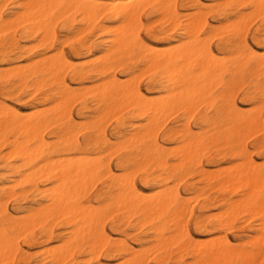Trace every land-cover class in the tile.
Masks as SVG:
<instances>
[{
  "label": "bare ground",
  "instance_id": "1",
  "mask_svg": "<svg viewBox=\"0 0 264 264\" xmlns=\"http://www.w3.org/2000/svg\"><path fill=\"white\" fill-rule=\"evenodd\" d=\"M3 1L0 0V34L9 32L8 34L12 33V35L7 43L3 42L4 39H1L0 42V53L8 57L7 61L10 65L7 69L0 70V95L4 94L5 87L7 88L8 85L11 88L16 87L18 91L28 93V96H34L36 92L47 86L50 87L51 91L50 94L43 95L41 102L43 105L49 104V107L45 108L42 106V110L41 107L37 108L40 111L34 108L35 111L31 109L30 113L23 114L19 108H13L12 106L13 109H10L7 106L10 111L9 109L6 110L9 112L4 114V109L1 108L3 104H0V154L6 148L11 149V153H5L6 155L3 152L6 157L9 154L7 158H3L4 169L8 172L7 175H22L17 181L13 182L15 185L18 181H31V176L36 178L38 175L41 176L39 179L43 178L46 181L54 182V184H51L52 186L49 185L50 187L47 189H45L47 186L43 187L44 190L41 187L43 191L41 190L40 195L43 202L40 203V207L37 210L35 209L36 211L24 213L21 219H13L12 214L6 206V201L15 196L16 191L13 195L9 192L10 196L8 197L10 198L8 200L4 198L6 201L0 195V261L6 262L7 259L9 261L10 258L14 257L11 256L15 252L13 251L12 253V249L14 244L15 246L17 245L15 241L20 238V235L27 234L36 227L46 229L50 221L52 223L57 221L55 219H69L70 223L74 224V229H71V231H74L72 234L70 233L71 237H68L70 238L68 241L77 243L87 240L91 243L88 245L90 248L92 246L93 249H99L97 252H94L99 254L100 250L104 247L103 244L108 239H106L105 233L102 231L104 225L102 220L112 217L113 213L121 214L123 218H127L128 220L135 217L142 222L150 224L158 221L159 224H154V229H151V231H153V236L159 244L164 247L172 245H176L179 248L187 247L198 252L200 256L204 254L206 251H202V245L208 249L212 241L208 243L206 241V245H209L205 246L204 242L200 241L199 243L198 240L197 243V239L189 235L184 225V218H187V214H191L188 211L191 210V206L185 207V205H189L187 201L189 195H186V197L182 196L186 202H180V194L174 188L178 180L172 182V185L166 184L167 186L160 187L163 191L159 188L153 192L150 191L151 193L148 192V195H146L135 183L130 181L131 179L133 181V178L130 179L128 177L129 173L125 174V172V175L121 177L114 174L115 167L113 168L114 165L112 166L111 156L114 155L112 152L122 148L135 149L138 152L137 156H140V159L136 160V162L140 161V163H137L139 164L138 167H143L148 172V166L151 165L162 171V175H171V177L178 179L183 172L188 174L193 171L199 154L204 149H207V146L210 144L217 148L221 145L226 148H233L232 150L239 148L237 152L234 150V155L238 156L244 154L243 150L247 151L246 142L244 144H242L243 142L241 143V135L252 129L256 131V124H261L262 126L263 123H259L257 120L264 122V119H262V117L264 118L262 116L263 112L258 109L257 104H254L257 110L261 112V114L259 113L260 116H262L261 119H257L252 109L245 110L237 103L236 99L231 95V90L236 85L243 83L247 76L248 80L255 77L259 79L262 74L263 67L258 60V53L248 43L251 32L248 28V23L250 21L254 23L258 17H262L264 20V0H210L208 5L200 0H184V3H180V0H5L6 4H3ZM7 3L8 5H12L9 12H6ZM148 8H152L162 21L158 31L148 29V34L152 40H148L143 36L144 34L142 35V28L144 27L143 15ZM182 11H186V13H182ZM208 12H214L219 17L214 22L220 23L222 20H229L231 17H235L236 20L229 22L228 25H212L207 20ZM249 19L250 21L248 22ZM59 23L64 25L65 30L69 34L75 36L85 35V37L79 40L78 46L72 47L74 58L82 59L79 63H75L74 58L68 56L64 46L66 42L59 41L56 27ZM251 23H249L250 26ZM18 27H21L25 38L31 37L32 40L38 42L34 48H41L42 57L37 61L25 63L26 65L21 63L22 65L12 67L15 63L20 62L19 59L24 54L30 55V52L27 51L16 35ZM156 29L158 28L156 27ZM259 34L260 31L256 30L253 36L254 40L259 39ZM216 36L224 44L232 47V52H234L233 58L225 60L214 55L208 43ZM5 50L9 52L6 53ZM53 51L55 53L47 56L49 52ZM31 59L29 57V60ZM123 64L130 71L126 79L121 78L116 72ZM141 66L144 67H142L143 70L141 72L145 71L146 75L149 73L151 76L146 90L141 89L137 83V73L134 70ZM70 74L72 81H78L79 84L83 85L86 80H91L93 85L86 87L84 90L75 89L72 87L71 82L68 81ZM226 74L232 76L230 83L224 81ZM139 75L140 73L138 72L137 76ZM143 76H139V79H142ZM254 83L255 90L262 91V96H264V82L259 81L256 83L255 81ZM247 84L246 86H248ZM218 85L223 87L224 92L222 94L220 92L217 93L220 94V97L215 99L212 92ZM153 92H157V96L152 97L151 93ZM259 94L261 95V93ZM251 98L254 99L255 97ZM88 100L94 106L93 114L95 115L89 117V125L95 131V137L91 138V136H88L81 142L77 135L80 131L77 134L75 133L78 123H76L77 120L73 117L70 109L76 101H82L86 106V101ZM202 105L207 109L213 108L215 113L213 116H210L209 113L200 115V123L203 130L196 133L190 124V120ZM125 110L130 115L131 121L126 126L121 121L119 124L117 123L118 126L114 135L120 138L121 141L113 146L111 141L113 139L108 136L105 129V120L109 122V116L113 119ZM178 115L183 116L181 124L176 119L173 126L169 127L166 125V121L169 118ZM57 123H60V130L55 135L56 141L49 142V139L47 140L44 136L42 129ZM260 131H262V128ZM8 133H11L15 137H12L13 141L9 138L6 139ZM8 140L11 142H8ZM167 141L178 144L176 148H174L176 145L173 147L174 149L170 153H167L168 151L166 150L168 146L165 147ZM249 146L252 145L250 144ZM262 147H264V138L262 140ZM94 151L105 152L104 154L109 153V158L107 157L106 160L105 158L103 160L100 157L102 155H99L100 158L91 156L90 154ZM250 152L252 153V151ZM169 154L178 161L176 165L168 163L167 157ZM136 162L134 161V163ZM241 162L243 163L242 159ZM128 163H130V160L120 157L116 166L119 170H126ZM240 165L236 166L240 167ZM230 166L232 165L230 164ZM254 167V170L259 171L257 167H255L257 169ZM143 168H140V170ZM137 169L139 168L135 169V174L138 172ZM203 169L199 168L201 172L199 176H207V179H204L207 181L209 174L204 171L206 169ZM214 169L215 167L210 168V171ZM253 169L248 170L244 175H250L251 181H256L257 183L255 184L258 185L260 178H258L257 173ZM228 170L226 169V171ZM27 172L30 173L27 174ZM231 173L237 175L239 172L231 171ZM133 174L132 171L130 177ZM225 174L223 173V175ZM100 175H107L113 181V187H116L119 192L118 194L115 193V196L108 198L103 206L99 205L98 207L96 205L97 207L94 208L90 204L91 207L89 208L92 209L88 210L87 207L85 209V206L83 207L76 200V197L80 194L79 192H83L86 186ZM210 175L213 177L215 174L210 173ZM168 179L169 177H166L165 181ZM182 179L184 180L183 177ZM261 180L260 182H262ZM224 181V185H230L235 191L239 185H233L232 183H238V181L241 182L243 180L239 177L238 179L225 178ZM95 184L96 182H94L93 186ZM260 184L258 188H255L256 185L253 186L251 183L245 185L248 190L241 193L247 194L250 188L251 190L254 189L253 191L256 190V193L252 194L254 192H248L252 195L249 198H246L244 195L246 200H242L243 197L241 196V202L239 203L237 200L240 198H234V202L230 204L232 211L226 209L225 211L228 212L223 210L220 213L219 210L215 213L217 217L219 213L222 216L226 215V217L224 216L225 219L222 220L221 216H219L221 223L218 222V224L221 226L233 221L232 219L236 217L235 215L239 208H242L243 213L244 206H246L245 211L251 212L253 217L255 216L253 212L259 215L261 222L259 221V224L251 227L250 232L255 233V235L252 236V234L247 242L254 249H249L250 251H248L247 248H237L226 237L222 240L221 237L224 236L222 235L220 236L219 246L212 251L213 256L212 254L210 255L213 257L211 264H254L255 260H257L256 258H259L260 254H264V190L263 192L257 190L260 188ZM169 185L175 190H171L170 188L172 187H169ZM250 185L254 188L250 187ZM195 187H197V184ZM262 187L260 189H263ZM11 192L13 193V190ZM259 192L263 193L262 202L258 199ZM21 194L23 193L21 192ZM190 196L188 200H190ZM199 196H205V194ZM199 196L196 193L195 198L193 197L192 199L196 201ZM192 199L190 202L193 201ZM257 199L260 201L259 205L257 204L258 201L256 203ZM233 203L235 204L233 205ZM255 203L258 205V208L260 206V209L255 206ZM225 207L230 208L227 205H224ZM185 211L189 213H185ZM252 216H249V219ZM217 217L216 219L219 221ZM242 220L245 223L247 222L245 219ZM102 222L103 224H101ZM142 222L139 221L137 224H142ZM144 224L140 225V227ZM7 229L13 234L12 236L7 233ZM243 229H241V232ZM166 232H169V235L165 236ZM218 236L216 235V238ZM17 237L18 239L16 240ZM109 237H112V235ZM208 238V241L211 240L210 237ZM221 241L223 242L221 243ZM213 242H217V240L215 239ZM57 244L60 245V243ZM100 245H102V248H99ZM150 245L153 244L150 243ZM161 245L156 244V246H160L159 248L162 249ZM244 245L246 244L244 243ZM156 246L154 247L155 249L157 248ZM144 247H141L137 251L135 250L137 247L134 248L126 243V245L112 247L111 252L123 259V262L120 264H140L139 261H142V264L144 262L146 264L148 260H144L143 256L148 251ZM62 248L64 250V246ZM53 249L54 251L56 250V248ZM44 251H46V248ZM156 251H152V253ZM65 252L68 253V251ZM69 252L71 251L69 250ZM56 254L57 256H54L57 258H63V252H56ZM58 254L60 255L58 256ZM146 255L144 257L147 258L148 255ZM160 256L163 255L160 254ZM189 256L191 257V255ZM87 257L83 259L86 260ZM95 258L97 260V255ZM92 259L94 258L92 257ZM188 262L192 264L193 261ZM204 262L203 260V262L200 261L199 263ZM256 263L261 264L260 260L256 261Z\"/></svg>",
  "mask_w": 264,
  "mask_h": 264
},
{
  "label": "rangeland",
  "instance_id": "2",
  "mask_svg": "<svg viewBox=\"0 0 264 264\" xmlns=\"http://www.w3.org/2000/svg\"><path fill=\"white\" fill-rule=\"evenodd\" d=\"M200 1H202L204 4H207V5L210 3V0H200ZM2 3L6 4L5 0ZM180 3H184V0H180ZM11 7H12V5L11 4L8 5V3H7L6 12H9L11 10ZM182 13H186V11H182ZM210 17H211V19H210ZM254 17H256V16H254ZM218 18L219 17L214 12H208V14H207L208 22L210 24H212V25L216 24V26L217 25L219 26L221 24L228 25L229 22H232V21L236 20L235 17H231L229 20H222L220 23L214 22V21H217ZM255 19H257V17ZM210 20H212V21H210ZM252 20H254V19H252ZM249 21H250V19L248 20V22ZM143 22H144V27L142 28V35L144 34L143 36L146 39L152 40V38L148 34V29L150 28L152 31H158L160 29V24L162 22L161 18H160L159 15H157L154 12V10L152 8H148L144 12ZM260 22H261V24H260ZM249 23H251V21ZM249 23H248V28L250 29L251 32H250V35H249V38H248V41H249L248 43L254 48L255 52L258 53L257 54L258 60H259V62L261 63V65L263 67L262 74L260 75L259 79L257 77H255V78H252V79L248 80V78H247L248 76H247L246 79H245L246 82L244 81L243 83H240V84L236 85L231 90V95L236 99L237 103L243 109H245V110L252 109L254 114L257 116V119H261V117L264 116V103H263L264 102V96H262L263 95L262 91H260V90L256 91L255 90L256 88L254 87V84H255L254 82L255 81H256V83H258L259 81L264 82V62H263L264 60H261V59H264V54L261 55V52L259 51L261 48H264V35H263L264 34V20H263L262 17H258V19L256 21H254V23H251V26L249 25ZM56 27H57V33H58V36H59V41L60 42H64L65 41L66 42L65 45H64L65 46V50H66V52H67V54H68V56L70 58H74V55L72 53V47L73 46H78L79 45V40L82 39L83 37H85V35L84 36H75V35L69 34L65 30L64 25L62 23L57 24ZM156 27L158 29H156ZM256 30L260 31V34L258 35V37H259L258 40H254V38H253L254 33H255ZM8 33L9 32L0 34V42H1V39H4V41H3L4 43H7L10 40V37H11L12 33H10V34H8ZM16 35L20 39V41L23 44V46L27 49V51L30 52V55L29 54H24L23 57L21 59H19V61H20V62H18L19 64L15 63L12 67L17 66V65H22V64L26 65V64H28L30 62H33L35 60L37 61V60H39L42 57L41 56V52H42L41 48H34L35 46H37L38 42L32 40L31 37L30 38H25L24 35H23L21 27H18V29L16 31ZM250 39H251V41H250ZM261 39H262V41H261ZM211 40L212 41H209L210 44L208 43V45L212 49V51H213L215 56H219L220 58H223L225 60H229V59L233 58V56H234L233 53L234 52H232V47L231 46H228V45L224 44L222 41H220L219 37H217V36L214 37ZM30 46L31 47L33 46V47L31 48ZM6 47H8V46L6 45ZM5 52L8 53L9 51L5 50ZM53 53H55V52L54 51L53 52H49L47 54V56L48 55H52ZM259 53H260V55H259ZM29 57H31L32 59L29 60ZM7 60H8V57H5V56L2 55V53H0V70L1 71L7 69L8 66L10 67V65L8 64L9 62ZM74 61H75V63H77V62L79 63L80 61H82V59L75 57ZM142 67L143 66L137 68L138 70L134 69L135 72L137 73V75H138V72L140 73L139 76H143V74H145V71L141 72V70H143ZM126 68H127V66L123 64L116 70L117 74L121 78L126 79V76H127L128 72H130ZM137 75H136V77L139 80V82L137 80V83L139 84L141 89L146 90L148 88V85H149V82H150V77H151L150 74L149 73L147 75L145 74L143 76V78L140 77L142 79H139V76H137ZM231 77L232 76L230 74H226L225 77H224V81L227 82V83H230ZM257 79H258V82H257ZM68 81L71 82L72 87L75 88V89H83L84 90L86 87H90V86L93 85L91 80H86V82L83 85L79 84L78 81H72L71 74L68 76ZM247 81H248V84H247ZM251 83H253V84H251ZM246 84L248 86H246ZM250 84H251V87H250ZM241 87H243V88H241ZM49 88L50 87L47 86L44 89L39 90L38 92H36V94H34V96L33 95H31V96L29 95L28 96V93H25L24 91H18V89L16 87H12L11 88L10 85H8L7 88L5 87L4 94L0 95V100H1L0 104L1 103L3 104L1 108L4 109V114H7L10 111V109H13V108H16V107L19 108L20 111L23 114L30 113L31 109H32V111H35V109L40 111L37 108L41 107V110H42V106L45 107V108L49 107L48 106L49 104L48 105L47 104L43 105L41 103L43 95H48V94L51 93ZM215 88L213 89L212 95L214 96L215 99H218L220 97V94H222L224 92V89H223V87H221V85H218V87H215ZM249 89H250L251 92L249 91ZM219 92H220V94H217ZM259 93H261V95ZM157 94H158L157 92H153V93H151V96L155 97V96H157ZM251 97H255V98L253 99ZM261 99L263 100V102H262ZM86 103L87 104L85 106L82 101H76L73 104L72 107H71L72 104L70 105V107H71L70 110L72 112V115L77 120L76 123H78L77 126H76L75 133L77 134V132L80 131V132H78L79 134H77V135H78V138L80 139L81 142H83L85 140V138H87L88 136H91V138L95 137V131L89 125V117H92L93 115H95V114H93L94 106H93V104H92V102L90 100L86 101ZM254 104L255 105L257 104L258 109L261 112H263L262 116H260L261 112L257 110V107ZM12 106H13V108H12ZM32 106H33V108H32ZM252 106H253V108H252ZM8 109H9V111H6ZM75 111H76V113H75ZM205 113H209L210 116H213L215 111L213 110V108L207 109L204 105H202L201 107H199L197 109L195 115L190 120V124L193 127V130L196 131V133L202 132V130H203V128L201 126L202 124L200 123V115L205 114ZM182 118H183L182 115L171 117V118H169L166 121V125L169 126V127L173 126L174 121L176 119H178L180 121L179 124H181L182 121H183ZM262 119H264V118L262 117ZM108 120H109V122H107V120H105L106 121L105 129L107 131L108 136L111 139H113L111 141L113 143V146H115L116 144H118L121 141L120 138H117L114 135V133L116 131V128H117V126H118L120 121L122 123H124V126L128 125L129 122L131 121L130 120V115L125 110V111L121 112L119 115H117L116 117H114L113 119L110 118V116H109ZM257 121H259V123H263L262 126H261V124L260 125L258 124L259 126L256 124V131H253L254 129H252L249 132L244 133V135L243 134L241 135V143L243 142L242 144H244V142H246L245 145H246V149H247L248 152L246 150H243L242 152H244V154H242L241 156H238V155H234V153H235L234 150L237 152V151H239V148H235L234 150H232L233 148H226V147H224L222 145L219 146V148H217V147H214V145L210 144V145L207 146L208 147L207 149H204L199 154V156H198V158L196 160V165L193 168V171H191V173H188V174L186 172H183V174L178 179L176 177H171V175H162V171L156 169L155 167H153L151 165L148 166L149 167L147 169L148 172H146L145 168L138 167L139 164H137V163H140V161L136 162V160L140 159V156H137L138 152L135 151V149L131 150L130 148H127V149L126 148H122V149L116 150L117 152L116 151L112 152V154H114V155L111 156V162H112V166L114 165L113 168L115 167L114 168V172H115L114 174L117 175L118 177L119 176L121 177L122 175L124 176L125 174L129 173L128 177L130 179L133 178V181H132V179L130 181L135 183L136 186L139 189H141L146 195H148L147 193L150 192V191L153 192V191L159 189L160 187L163 188L166 184L172 185V182H174L175 180H178V181H176V184L174 183L175 184L174 188H176V190L170 185H169V187H172V188H170L171 190H175V191H177L180 194V198H179L180 202H184L185 201L183 199V197L184 196L186 197V195L190 196L192 194V196H190V198H189L191 200L193 197L195 198L196 193H197V196L205 194V196H201V197L199 196V198L196 197V198H198L197 200L195 199L196 201H194V199H192L193 201H191V202H190V200H188L189 196L187 197V201H188L189 205L187 203H185V204H187V205H185V207L186 206H189V207L191 206V210H188V211H190L191 214H189V215L187 214V216H186L187 220L184 218V220H185L184 221V223H185L184 225L186 226V229L188 230L189 235H191L194 239H197L196 240L197 243H198V240H199V243L201 241V242H204L205 246H208L209 244L206 245V241H207V243L212 241L211 243L213 245L210 244L212 247L209 245L208 249H207V247H203L204 245H202V248H201L202 251H204V252L206 251V252L204 254H202L201 256H200V254H198V252H195V250H193L191 248H187V247L186 248L185 247L179 248L176 245L164 247L163 245L159 244L157 242L156 238L153 236V234H154L153 231H151V229L152 230L154 229L153 228L154 224L155 225L159 224L158 221L152 222L150 224V223L142 222L141 220H138L135 217H132V218H130L128 220L127 218H123L121 216V214L113 213L112 217H109L108 219L106 218L107 220L104 219L105 221L102 220L104 222V225L102 227L103 228L102 231H104V233H105L104 235L106 236V239L107 238L108 239H107L106 243L103 244V246H104L103 248H102V245L99 246V248L100 247L102 248L100 250L99 254L94 253V252H97L99 249L98 250H97V248L93 249L92 246H91V248H92L91 249L90 246H88L91 243H89L87 240L79 241L77 243L76 242L75 243L74 242L71 243V241H68V240H70V238H68V237H71V234L74 231V230L71 231V229H74V227H73L74 224L70 223L71 221H69V219L68 220H66V219H59V220L55 219L57 221L53 220L54 223H52L50 221L48 223L49 226L46 229H42L40 227H36L31 232H29L27 234H24L22 236L20 235L19 239L17 237L16 240L17 239L18 240L15 241V243L18 245V247H17V245L15 246V244H14V247L12 249V253H13V251H15L16 253L14 252V254L11 255V256H14V257L10 258L9 261L7 259L6 262L4 260H3L4 262H2V260H1L0 264H44V263L45 264H61V263L62 264H96V263L97 264L98 263H102V264H112V263L115 264L116 263V264H118L119 263L120 264L121 262H123L122 261L123 259H121L120 256H116L115 254H113L111 252V249H112V247H119V246H122V245H126V243H127V245H130V246H132L134 248H136V247L138 248L140 246V248H138V249L136 248L135 249L137 251H139V249H141V247L145 246L144 248L147 249L146 251L149 252L148 253V252L145 251L146 254L147 253L151 254L152 251H156V249H157V251L153 252L151 255L147 254L148 257L150 256L149 258L148 257L147 258L144 257L146 254L142 253V254H144L143 259L145 258L144 260H148L146 264H169V262H170V264H190L188 261H190V262L193 261L192 264H204V263L211 264V260L213 259V257H211L210 255L213 253L212 251L219 246V244H220V236H222V235H224V236L221 237L222 240H224L225 237H226V239H229L237 248H243V249L247 248L248 251H250L249 249L253 250L254 248L251 245H248L247 242L249 241V239H250L252 234H253L252 236L255 235V233L250 232L251 227L253 225L259 224L258 223L259 221L261 222L259 215H257L255 212H253V215H255L253 217L251 215V212L245 211L246 206H244V210H243L244 212L242 213V210H241L242 208H239L237 213H236V215H235L236 217H234L232 219L233 221H231L230 223H227L226 224L227 226L226 225H224V226L222 225L221 226V225L218 224V222L221 223L220 221L222 219H225V217H226V215H223V216L220 215V213H222L223 210L225 211L226 209H228L229 211H232L231 210L232 206L230 204L232 202H234L233 201L234 198H237V197L240 198L242 196L243 197V198L241 197L242 200H246V198H249L250 195L256 193V190L253 191L254 189L251 190V188H250V191L254 192V193H252V194L248 193L250 191H248L247 194L241 193V192H244L245 190H248V189H246L245 185H248L249 183H251V185L253 184V186H254V185H256L255 183H257L256 181L255 182L251 181L250 175H246L247 178H245L246 176L244 175V174H246V172L248 170L253 169V166L257 167L259 169V171H260L259 172L258 170L256 171V170L253 169L257 173L258 178H260L259 182H260L261 179H263V180H261L262 182H260L262 184H260L258 182V185L260 184L259 187L261 188L263 186V184H264V163L261 162L262 158H264V155H263L264 153L262 155H260L262 152H264V151H262V150H264V147H262V140L264 138L263 137L264 122H260L261 120H257ZM59 124L60 123L52 124V125H49L50 127L49 126L48 127L46 126V128L44 127L45 130L42 129L44 136L46 137L47 140L49 139L48 140L49 142L56 141L55 135H57L56 133H58L59 130H60L59 129V127H60ZM103 126H104V124H103ZM257 127H258V130H257ZM261 128H262V131H260ZM250 132L253 133V134H251ZM112 133H113V135H112ZM245 135H246V137H245ZM252 135H254V136H252ZM12 137L15 138L11 133H8L7 136H6V139H8V138L12 139ZM246 139H248V140H246ZM11 141H13V139ZM11 141L8 140V142H11ZM250 144L252 146H249ZM170 145H172V146H170ZM166 146H168L169 148L166 147ZM177 146H178V144H176L174 142H171V141H167V143L165 144L166 150L168 151L167 153L172 152V150L174 148H176ZM250 151H252V153ZM3 152H4V154L5 153L7 154L8 152L11 153V149L10 148H6L0 154L1 155L0 156V169H1L0 170V195L2 196V199L6 201V199L8 200L10 198V197H8V196H10L9 192L13 195L14 192L16 191L15 196H13L8 201H6V206L8 207L10 213L12 214L11 216H12L13 219H21L24 216V213L36 211L37 208L40 207V203L43 202L42 198H41V195H40V192H41L42 188L43 187L45 188L47 186L45 188V189H47L50 186H52L54 184V182L46 181V179H43V178L39 179V177H41L39 175L36 178H33V176H31V175H27V176H31L32 177L31 181H28V182L27 181H23V182L20 181L21 183L18 181L19 184L17 183L15 185V183H13V182L17 181L19 179V177L22 176V175H7L8 172L4 169L3 158L4 157L7 158L9 156V154L6 157L5 156L6 154L4 155ZM231 152L233 153V155H231L232 154ZM100 153H103V154H100ZM104 153L105 152L94 151L90 155L91 156L92 155L93 156H97V158L101 157V159H103V160L105 158V160H106L109 153H106L107 155L104 154ZM99 155H102V156L99 157ZM228 156H230V157H228ZM120 157H122L123 159L130 160V163H128V168L126 170H119L117 168V166H116L117 161H118V159ZM167 158H168V161H169L168 163L170 165H176L177 164L176 162H178L177 160L174 159V157L171 154H169ZM241 159H242L243 163L241 162ZM253 160H254V165H253ZM134 161L136 163H134ZM237 161H239V162H237ZM170 162L173 163V164H171ZM239 163L242 164V165H240ZM230 164L232 166H230ZM236 165H240L241 168L239 166H236ZM214 167H215L216 170L214 169L213 171L212 170L210 171V168L212 169ZM130 168L132 169L134 174H135V171H136L135 169L139 168V169H137L138 172L135 175L133 174L134 176L132 175V177H130L131 176L130 174L132 173ZM140 168H143V169L140 170ZM199 168H201V169L204 168V169L208 170L212 174L213 173L215 175L217 174L216 175L217 178L215 177V175H213V177H212V175H210V173L208 171L203 169L206 173L209 174L208 175V180H209V177L211 176L209 182H207L208 180L207 181L204 180V179H207V176H205L206 178L202 177V176H199V174L201 173ZM257 168H255V169H257ZM226 169L227 170L228 169H230V170L232 169L231 171H234V172L238 171L239 173L237 175H235V173L232 174L233 172L231 173L230 170L226 171ZM153 171H155V172H153ZM116 172H117V174H116ZM215 172H218V173H215ZM29 173L27 172V174H29ZM223 173H226V174L223 175ZM155 174L156 175L158 174L157 177L158 176L159 177L157 178ZM190 174L192 175V177H190L191 176ZM238 175H240L239 177L243 181H241V182L238 181V183H235V182L232 183L233 185L234 184H238L239 185V187L236 186L237 189L235 188L236 189L235 191H234V189L232 187H230V185L229 186L228 185H224L225 178L226 179L227 178H232V179L237 178L238 179L239 178ZM99 177H97V179H94L93 181H91L88 184L89 187L86 186V188H88V189L85 188L83 190V192L82 191L79 192L80 194H78V196L76 197V200L79 203H81L83 207L85 206L84 207L85 209H86V207H87L88 210L92 209V208H89V207H91V205H93L94 208L97 207V206L99 207V205L103 206L107 202L108 198H110L111 196H115V193L118 194V192H119L116 187H113L114 186L113 181H111L107 177V175L106 176L105 175H100ZM166 177L167 178L169 177V179L165 181ZM182 177L184 178V180L183 179L181 180ZM211 179H212V182H211ZM244 180H246V182H244ZM256 180H258V179H256ZM35 181H36V183H35ZM39 182H40L41 185L39 184ZM92 182H93V184H94V182H96V184L93 186V184H91ZM9 183H11V184H9ZM221 183H223V184H221ZM3 184H7V185H3ZM8 184H9V186H8ZM196 184H197V187H195ZM207 184L209 185L210 188L208 187ZM91 185H92L93 188L91 187ZM251 185H250V187L254 188ZM258 185H256L255 188H258ZM37 186L40 187V188H38ZM243 186H245V187H243ZM44 188H43V190H44ZM195 188H196V191H195ZM206 188H207V190L209 192L206 190ZM225 188L226 189L228 188V190L226 191ZM260 188L257 189V190H260V191L263 192L264 186L262 187L263 189H260ZM89 189H91V190L89 191ZM185 189H187V190H185ZM229 189H231V190L229 191ZM232 189H233V192H232ZM12 190H13V193L11 192ZM21 190H23V191H21ZM161 190L163 191V189H161ZM239 190H242V191H239ZM17 191H20V192H17ZM21 192L23 194H21ZM156 192H158V191H156ZM159 192H161V191L159 190ZM224 192H227L228 194L224 193ZM262 192H259L260 195H258V199L260 201L263 198V193ZM194 193H195V195H193ZM152 195H153V193H152ZM224 195L226 196V198H225ZM244 195H245L246 198L244 197ZM221 196H222V198H221ZM4 198H6V199H4ZM228 198H229V200H228ZM241 198L237 200L238 203L241 202ZM182 199H183V201H182ZM258 199L256 200V203L258 201L257 204L259 205L260 201ZM222 200H223V204H222ZM5 201H4V203H5ZM226 202H228V203L225 204ZM235 202H236V200H235ZM256 203H255V206L258 208V205ZM234 204L235 203H233V205ZM86 205H88V206H86ZM224 205H227V207H230V208H226V207L224 208ZM258 209H260V206H259ZM217 211L220 212V213L219 212L218 213H219V216H221L220 217L221 220L219 219V216L217 217V215L215 214V213H217ZM207 212H209V213H207ZM225 212H228V211H225ZM185 213H189V212L185 211ZM185 213H184V215H186ZM227 215H229V214H227ZM213 216H216L219 219V221L216 219V217H213ZM249 216H252V218L249 219ZM241 218L247 220V222L245 223V221L242 220ZM123 219H126L128 222L126 220H123ZM194 219L197 220V221H195ZM64 220H66L65 221L66 223L64 222ZM139 221L142 222V224H144V223L145 224L140 227V225H142V224L138 225L137 223ZM194 221H195V224H194ZM103 222L101 224H103ZM196 222H197V224H196ZM198 224H199V226H198ZM238 226H240V227H238ZM246 226H247V228L245 229ZM241 229H243L242 232H241ZM67 230H69V231H67ZM224 232H225V234H224ZM7 233L10 234L11 236L13 235L10 232V230H8V229H7ZM117 233H119V234H117ZM108 235L109 236L112 235V237H109ZM166 235H169V232H166L165 236ZM216 235L217 236L219 235L218 236L219 238L218 237L216 238ZM208 237H210L211 240L208 241L207 240V239H209ZM215 239L217 240V242L219 241V243L213 242ZM117 240H119V241H117ZM63 241L65 243L66 242H68V243L65 244ZM155 242H157L156 244L157 245H161L163 248L160 249L159 248L160 246H156ZM222 242L223 241H221V243ZM57 243H60V245H58ZM117 243H118V245H117ZM150 243L153 244V245H150ZM244 243L246 245H244ZM52 244H53L54 247L52 246ZM154 244L157 247L156 249L154 248L155 247ZM216 244H218V245L216 246ZM240 244L241 245L243 244V245L241 246ZM61 245L64 246V250H63V248L61 249V247H62ZM43 247H44V249H43ZM45 248H46V251H44ZM53 248H56V250L54 251ZM158 248H159V250H158ZM177 248H178V250H177ZM66 249H68V250H66ZM88 249H90L91 251L88 250ZM41 250H43V251H41ZM69 250L71 252H69ZM72 250H73V252H72ZM65 251H68V253L65 252ZM56 252H59V253L63 252V258L62 259L61 258H57L56 257L57 256ZM92 253H94L95 255L92 254ZM160 254L163 255V256H160ZM262 254H260V255H262ZM54 255H56V256H54ZM59 255L60 254H58V256ZM68 255H69V257H68ZM93 255L95 257L97 255V260H96V258ZM189 255H191V257ZM260 255H259V258L258 257L256 258L257 260H255L254 264L256 263V261L258 262V260H260L261 264H264V257H262L264 254L262 256H260ZM9 256H8V258H9ZM212 256H213V254H212ZM53 257H56V258H53ZM86 257L88 259L87 262H86L87 259L86 260L83 259V258H86ZM92 257L94 259H92ZM204 258L205 259L207 258V259L205 260ZM261 258H263L262 261H261ZM1 259H3V258H1ZM52 259L54 260V262H53ZM83 260H84V262H83ZM203 260L205 261L204 263H199L200 261L203 262ZM60 261H61V263H60ZM141 262L139 261L140 264H142ZM143 264H145V262ZM256 264H258V263H256Z\"/></svg>",
  "mask_w": 264,
  "mask_h": 264
},
{
  "label": "snow or ice",
  "instance_id": "3",
  "mask_svg": "<svg viewBox=\"0 0 264 264\" xmlns=\"http://www.w3.org/2000/svg\"><path fill=\"white\" fill-rule=\"evenodd\" d=\"M259 51L261 52V54H264V48H261ZM261 162L264 163V158H262Z\"/></svg>",
  "mask_w": 264,
  "mask_h": 264
}]
</instances>
